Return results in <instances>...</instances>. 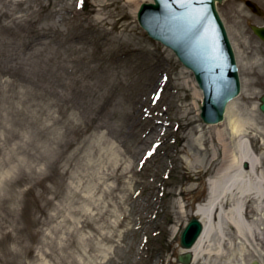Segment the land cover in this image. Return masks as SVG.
<instances>
[{"label": "rangeland", "instance_id": "obj_1", "mask_svg": "<svg viewBox=\"0 0 264 264\" xmlns=\"http://www.w3.org/2000/svg\"><path fill=\"white\" fill-rule=\"evenodd\" d=\"M150 1L0 0V264H183L180 234L234 143L139 26ZM246 1L217 11L241 83L231 113L264 172V42L250 29L264 0H250L261 16Z\"/></svg>", "mask_w": 264, "mask_h": 264}, {"label": "water", "instance_id": "obj_2", "mask_svg": "<svg viewBox=\"0 0 264 264\" xmlns=\"http://www.w3.org/2000/svg\"><path fill=\"white\" fill-rule=\"evenodd\" d=\"M225 0H153L140 5L137 20L153 40L171 49L190 70L200 90L202 121L207 125L224 120L227 105L240 93L235 56L216 3ZM245 5L257 16L261 9L248 0ZM253 34L264 42V26H251ZM264 113V95L259 98ZM248 168V163H244ZM204 225L195 211L180 234L179 246L189 251L201 237ZM185 254L180 258L189 264ZM252 264H258L253 262Z\"/></svg>", "mask_w": 264, "mask_h": 264}, {"label": "bare ground", "instance_id": "obj_3", "mask_svg": "<svg viewBox=\"0 0 264 264\" xmlns=\"http://www.w3.org/2000/svg\"><path fill=\"white\" fill-rule=\"evenodd\" d=\"M233 106L228 105L221 125L208 126L214 127L218 139L223 140L220 126L226 122L234 148L224 145L222 163L208 183V197L196 207L195 215L203 222L204 231L186 252L192 264L261 261L258 249H264V172L259 170L260 158L248 146L244 122L231 113ZM195 144L202 148L203 134ZM244 163L249 165L246 170L242 169ZM127 174L124 168L120 178Z\"/></svg>", "mask_w": 264, "mask_h": 264}]
</instances>
